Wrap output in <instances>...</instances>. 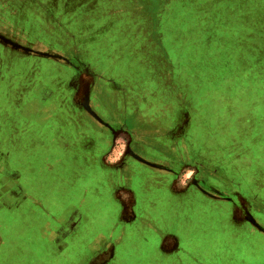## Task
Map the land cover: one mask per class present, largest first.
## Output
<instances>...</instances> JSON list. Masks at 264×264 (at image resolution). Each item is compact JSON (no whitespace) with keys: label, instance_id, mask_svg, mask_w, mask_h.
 Returning <instances> with one entry per match:
<instances>
[{"label":"rangeland","instance_id":"rangeland-1","mask_svg":"<svg viewBox=\"0 0 264 264\" xmlns=\"http://www.w3.org/2000/svg\"><path fill=\"white\" fill-rule=\"evenodd\" d=\"M246 1L0 0L5 156L48 139L51 127L43 134L24 113L42 125L51 120L64 138L73 122L86 133L75 136L87 142L84 160L103 164L104 182L88 190L89 213L106 243L143 240L145 226L163 221L170 251L180 256L264 264V0ZM97 14L119 16V26L140 34V50L125 48L124 38L117 53L87 56L91 50L80 49L96 26L83 18L95 22ZM76 19L85 33L72 30ZM66 28L74 38L65 39ZM161 34L163 49L156 50L150 41ZM82 223L72 228L74 240ZM17 255L6 241L0 264Z\"/></svg>","mask_w":264,"mask_h":264},{"label":"crops","instance_id":"crops-1","mask_svg":"<svg viewBox=\"0 0 264 264\" xmlns=\"http://www.w3.org/2000/svg\"><path fill=\"white\" fill-rule=\"evenodd\" d=\"M236 1L231 0V4ZM221 2L223 4L221 6L229 4L228 0ZM98 9L100 10L97 7ZM117 17L119 16L106 17L104 14H97L95 22L83 18L85 24L95 23L96 31L95 35L88 37L90 41L80 50H91L86 51L85 54L88 53L87 56L92 58L95 53L103 57L109 56L111 51L106 50H113L114 53L123 50L119 47V41L124 38L125 48L139 49L140 34L132 31L130 26H119L120 18ZM72 22L77 24L72 28L73 31L83 30L81 19ZM162 23L164 24V21H161V30H163ZM117 26L123 28L124 33H119L124 36L117 34ZM72 30L66 28L65 39L74 38L70 34ZM139 31L142 32L141 29ZM144 32H147L145 26ZM164 38L161 34L158 41H150L151 47L162 50L158 42H164ZM184 46L183 50H190L186 44ZM143 50H148V46ZM120 65L119 63V67ZM24 116H28L43 134L45 127L51 128H45L48 131L47 141H29L31 145L26 151L17 147L11 149V153L5 156L7 148L0 147V247L6 241L16 247L18 255L14 258L13 264H71V261L67 262L66 255L77 253L82 249L90 250V253L76 264H199L195 255L189 253L180 256L179 253L177 254L178 250L170 251L169 242L164 237L163 221L155 227L145 226L147 233L143 240L134 238L115 243L109 239L106 243L104 235H100L103 233H99L104 227H101L98 220L93 219L89 213L92 207H89L88 190L90 183L104 182V168L97 160L93 163L84 160L83 151L86 150L84 146L87 142L80 141L79 137L75 136L85 135V131L83 128L76 129L71 122L68 126L69 132L63 133L64 138L61 137L62 132L56 134L52 131L51 120L46 126L39 122L38 116L34 113L27 112ZM76 118V115L71 116V119ZM160 209L163 212L162 207ZM26 210L29 212L26 213ZM28 213L33 217L30 218ZM15 216L19 221H14ZM81 221H84V224L82 223L83 226L79 228L80 238L74 240L71 234L72 228ZM132 227L134 226L130 225V228ZM25 228L34 230L36 235H27L28 231L25 232ZM7 231L13 235L11 238L6 235ZM152 236H156L157 239L152 240ZM177 246L189 245L177 239ZM129 247H133L132 251L128 249ZM111 248H114V255ZM136 248H143L139 256H136ZM108 250H110L109 254ZM184 256L189 261H183ZM63 260L67 261L62 262Z\"/></svg>","mask_w":264,"mask_h":264},{"label":"bare ground","instance_id":"bare-ground-1","mask_svg":"<svg viewBox=\"0 0 264 264\" xmlns=\"http://www.w3.org/2000/svg\"><path fill=\"white\" fill-rule=\"evenodd\" d=\"M83 89V88H82Z\"/></svg>","mask_w":264,"mask_h":264}]
</instances>
